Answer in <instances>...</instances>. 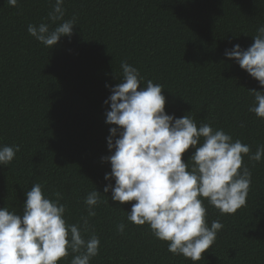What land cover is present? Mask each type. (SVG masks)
I'll use <instances>...</instances> for the list:
<instances>
[{"label":"trees","instance_id":"obj_1","mask_svg":"<svg viewBox=\"0 0 264 264\" xmlns=\"http://www.w3.org/2000/svg\"><path fill=\"white\" fill-rule=\"evenodd\" d=\"M54 3L18 0L13 7L0 0V145L20 148L0 166V208L22 214L36 183L52 200L62 193L66 223L80 226L85 239L99 237L90 264H264V157L249 159L264 146V119L249 111L250 90L264 88L225 56L233 45H252L264 25V0H64L63 19L76 25L48 48L27 28L56 27L60 21L48 19ZM122 62L138 69L141 87L149 80L163 86L166 114L187 115L197 127L207 123L250 147L242 165L251 171L246 206L222 215L203 199L208 226L218 220L224 227L199 261L169 252L147 223L127 220L134 201L120 204L111 189L103 191L114 186L104 179L111 166L102 158L111 154L107 137L115 127L105 123L104 102L122 82ZM192 151L182 154L189 169ZM94 189L108 203L88 217L84 200Z\"/></svg>","mask_w":264,"mask_h":264},{"label":"clouds","instance_id":"obj_2","mask_svg":"<svg viewBox=\"0 0 264 264\" xmlns=\"http://www.w3.org/2000/svg\"><path fill=\"white\" fill-rule=\"evenodd\" d=\"M17 6L18 0H7ZM64 0H55L48 19L55 24H29L27 31L36 41L51 48L62 36H71L75 18L64 20ZM253 43L246 50L239 44L225 50V56L235 60L264 88V25L257 29ZM122 82L111 88L105 100L110 110L105 112L109 129L107 147L111 154L103 157L111 171L105 180H114L103 189L111 199L124 204L133 202L127 220L135 225H149L152 234L168 242V251L193 262L214 244L224 227L216 220L206 223V198L220 213L234 214L246 206L251 185V171L243 166V155L250 147L240 140L233 141L222 129L214 130L205 123L197 127L193 118L166 114L163 86L147 81L141 87L138 69L121 63ZM107 87V85H106ZM255 106L249 109L264 119V93L250 90ZM202 140V142H201ZM192 149L191 168L182 154ZM20 151L19 146L0 145V166L9 165ZM264 146H259L249 159L259 162ZM22 214L0 208V264H58L73 254L70 264H90L99 253L100 240L93 234L85 239L81 227L67 224L66 205L46 197L40 183L25 193ZM101 193L96 189L84 200L88 217L96 215ZM88 217H82L83 229H88ZM125 224L117 225L123 234Z\"/></svg>","mask_w":264,"mask_h":264}]
</instances>
